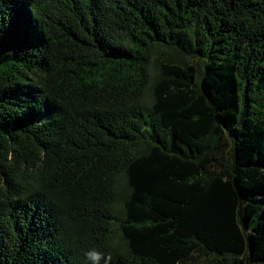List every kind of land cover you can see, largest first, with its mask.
<instances>
[{
  "label": "trees",
  "instance_id": "1",
  "mask_svg": "<svg viewBox=\"0 0 264 264\" xmlns=\"http://www.w3.org/2000/svg\"><path fill=\"white\" fill-rule=\"evenodd\" d=\"M0 264H264V0H0Z\"/></svg>",
  "mask_w": 264,
  "mask_h": 264
}]
</instances>
